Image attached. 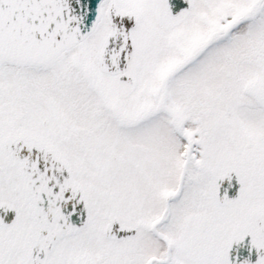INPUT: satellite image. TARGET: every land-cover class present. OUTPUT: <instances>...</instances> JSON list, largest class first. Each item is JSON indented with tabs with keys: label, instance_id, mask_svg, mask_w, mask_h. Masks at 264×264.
Instances as JSON below:
<instances>
[{
	"label": "snow or ice",
	"instance_id": "obj_1",
	"mask_svg": "<svg viewBox=\"0 0 264 264\" xmlns=\"http://www.w3.org/2000/svg\"><path fill=\"white\" fill-rule=\"evenodd\" d=\"M0 264H264V0H0Z\"/></svg>",
	"mask_w": 264,
	"mask_h": 264
}]
</instances>
